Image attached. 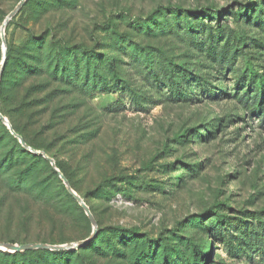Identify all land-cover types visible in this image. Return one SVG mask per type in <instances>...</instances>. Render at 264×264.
<instances>
[{"label": "rangeland", "instance_id": "rangeland-1", "mask_svg": "<svg viewBox=\"0 0 264 264\" xmlns=\"http://www.w3.org/2000/svg\"><path fill=\"white\" fill-rule=\"evenodd\" d=\"M4 36L2 115L96 226L1 121L0 242L94 233L85 264H264V0H27ZM59 40L70 79L36 76Z\"/></svg>", "mask_w": 264, "mask_h": 264}, {"label": "trees", "instance_id": "trees-1", "mask_svg": "<svg viewBox=\"0 0 264 264\" xmlns=\"http://www.w3.org/2000/svg\"><path fill=\"white\" fill-rule=\"evenodd\" d=\"M68 47L67 45L59 40L55 42L54 47L50 46V48H48V52L49 54H45V55H40L39 52H33L34 56H38V63L34 65V70L32 71L33 73L36 74V76L38 77H46L45 75H48L50 78H54V79H61L64 80L65 77L67 78L66 80H69V69L65 66L64 61H65V55L68 51ZM54 51L55 55L51 57V52ZM10 57V48L9 46L7 47V52H6V59H5V64H4V68L5 65L8 61ZM38 65V66H37ZM53 65V70H50V66ZM59 66H61L59 68ZM31 67L28 65V68ZM3 68V70H4ZM3 90V84L1 82L0 84V92H2ZM258 107L260 108L261 114L264 115V106L258 105ZM0 112L2 113V111L0 110ZM3 114V113H2ZM8 118V117H7ZM9 122L11 123L14 131L18 134H20L24 141L36 148L35 145L31 144L30 141L27 139V137L24 134V130H22L21 128H19L18 126H16L12 120L10 118H8ZM0 124H1V120H0ZM2 128L4 130V135L6 137H8V139L12 142L15 143V147L17 148V153L19 156H24V154H31L29 151H27L26 149H24L21 144L18 142V139L9 131V129L7 128V126L5 124H1ZM33 157L37 158L38 160H43V158L40 155H32ZM13 157L9 158L7 160V162L9 161L11 163ZM47 160V159H46ZM48 161V160H47ZM48 167L50 168V172L52 174V176L58 180V182L60 184H62V191L63 194L62 196L64 197V199L68 200L69 204L72 206V208H74L76 211H80L82 213H84V210L82 209V207L77 203V201L71 196V194L67 191L64 183L62 182L61 178L59 177L58 173L53 169V167L51 166V164ZM10 163L7 164L5 167L9 168L10 167ZM58 166V164H57ZM59 167V166H58ZM1 169V166H0ZM59 169L62 171V169L59 167ZM62 173L67 177V175L62 171ZM67 179L69 180V178L67 177ZM70 182V180H69ZM71 184V182H70ZM72 188L74 189L73 185L71 184ZM75 190V189H74ZM214 222L216 224H220L222 223L224 220L222 219V216L214 214ZM0 241H4L2 239H0ZM10 242H16V240H7ZM43 242L46 243H54L52 240H47L46 238H44L42 240ZM93 241V240H92ZM92 241H90V243H88L87 245H85L83 248H81L78 252H73V250H48V249H29V250H25V251H15V252H7V251H0V264H56L55 262H59L62 260V264L63 261L65 262L66 260H71V256L75 253V257L74 259L71 261V264H85V259L86 256L84 254V251L88 248V246H93L92 245ZM129 254L130 256H133V249L129 248Z\"/></svg>", "mask_w": 264, "mask_h": 264}, {"label": "water", "instance_id": "water-1", "mask_svg": "<svg viewBox=\"0 0 264 264\" xmlns=\"http://www.w3.org/2000/svg\"><path fill=\"white\" fill-rule=\"evenodd\" d=\"M26 1L27 0H20L16 4V6L7 14V16L5 17V19L3 20L2 24H1L0 36H1L2 47H3V56H2V62H1V67H0V75H1L2 70L4 68L5 59H6V40H5V36H4L5 27H6L7 23L17 14V12L21 9V7L24 5V3ZM0 120L7 126L9 131L19 140L21 145H23L24 147L28 148L29 150H31L32 152H34L36 154L42 155L44 158H46L50 162L51 166L58 173L59 177L61 178L62 182L64 183L67 191L71 194V196L77 201V203L84 210L88 219L90 220V222L94 226L93 229H94V233H95L96 220H95L93 213L91 212L90 207L84 201V199L81 197V195H79L72 188L67 177L57 167L55 160L52 157L48 156L44 151L36 150V149L32 148L31 146H29L24 141L23 137L14 131L9 120L5 116H3L1 112H0ZM94 233L84 240H81V241H78L75 243L72 242V243H68V244H49V243H44V242H31V243L19 244V243H12V242H0V250L7 251V252H15V251H25V250H29V249H48V250L75 249V248H78V247L88 243L89 240L92 239Z\"/></svg>", "mask_w": 264, "mask_h": 264}]
</instances>
